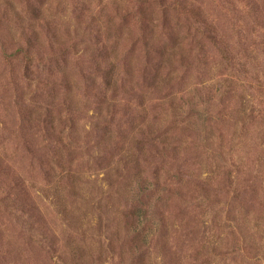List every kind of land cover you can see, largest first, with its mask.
Wrapping results in <instances>:
<instances>
[{
  "label": "rangeland",
  "instance_id": "1",
  "mask_svg": "<svg viewBox=\"0 0 264 264\" xmlns=\"http://www.w3.org/2000/svg\"><path fill=\"white\" fill-rule=\"evenodd\" d=\"M0 264H264V0H0Z\"/></svg>",
  "mask_w": 264,
  "mask_h": 264
}]
</instances>
